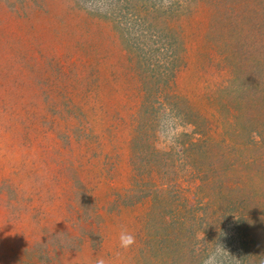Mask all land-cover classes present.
Instances as JSON below:
<instances>
[{"label":"rangeland","instance_id":"374dc122","mask_svg":"<svg viewBox=\"0 0 264 264\" xmlns=\"http://www.w3.org/2000/svg\"><path fill=\"white\" fill-rule=\"evenodd\" d=\"M262 15L0 0V264H264V142L233 114Z\"/></svg>","mask_w":264,"mask_h":264},{"label":"trees","instance_id":"16d2710c","mask_svg":"<svg viewBox=\"0 0 264 264\" xmlns=\"http://www.w3.org/2000/svg\"><path fill=\"white\" fill-rule=\"evenodd\" d=\"M245 42V49L242 51L243 53H241L240 60L241 57H243L245 62L248 57L251 58L253 64L250 66V68L247 67L249 73L242 79L243 83H241V85L243 87L241 90L244 91L241 99L242 102L238 105V109L233 108V114L236 112L238 116H242L243 121L246 123L244 128H247L248 132L251 131L253 137L255 136V138H253L251 134L248 133L246 137L247 142L253 144L256 141L264 142L262 139L264 138V72L262 74H256L253 71L255 70V66L258 63L254 62V60L257 59L262 62L264 59V53L261 52V49L264 46L263 33L259 35H250ZM226 72L227 81L229 80V75L234 77L232 73V67H227ZM226 83L227 82H225L222 87H217L218 89L216 91L220 92L224 90L226 88ZM260 158L264 160V155H260ZM249 159L251 163L254 162L253 157ZM248 162L249 160L246 161V164Z\"/></svg>","mask_w":264,"mask_h":264},{"label":"clouds","instance_id":"9594fccd","mask_svg":"<svg viewBox=\"0 0 264 264\" xmlns=\"http://www.w3.org/2000/svg\"><path fill=\"white\" fill-rule=\"evenodd\" d=\"M118 239H119V246L123 249L129 248L135 243V236L127 230H122L119 233ZM219 247L225 250L223 245L219 244ZM95 264H106V261L103 258H98L95 261Z\"/></svg>","mask_w":264,"mask_h":264}]
</instances>
